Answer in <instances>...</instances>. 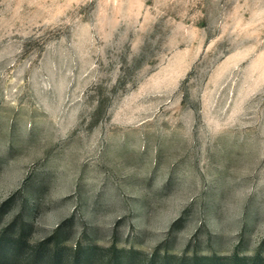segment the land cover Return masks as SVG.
Wrapping results in <instances>:
<instances>
[{"label":"rangeland","instance_id":"obj_1","mask_svg":"<svg viewBox=\"0 0 264 264\" xmlns=\"http://www.w3.org/2000/svg\"><path fill=\"white\" fill-rule=\"evenodd\" d=\"M56 247L264 264V0H0V264Z\"/></svg>","mask_w":264,"mask_h":264},{"label":"trees","instance_id":"obj_2","mask_svg":"<svg viewBox=\"0 0 264 264\" xmlns=\"http://www.w3.org/2000/svg\"><path fill=\"white\" fill-rule=\"evenodd\" d=\"M51 239V238H50ZM95 249L96 247H88V248H78L76 249V254L74 257V261L77 262L78 264H92L94 256H95ZM64 250L63 247H56L54 248V250L52 251V253L47 254L45 256V263L47 264H54V262L57 259V256L59 257L61 255V252ZM110 250V249H109ZM121 253H128V257L123 258V260H125V263L130 264L132 262V260L134 259L133 255H137L136 251H130V250H124V249H114V254L112 257V262L114 264H122V261L119 260L120 259V254ZM61 257V256H60ZM125 257V256H124ZM64 261L67 264H71V262H73V257H69V256H64ZM224 258L219 259V258H215L213 256H203L201 259L198 260V262L196 264H218V262L223 261ZM238 256L237 254H233L232 256H230L229 258H225L224 260H228L230 262L234 261V260H238ZM247 260L248 258H243V260ZM119 260V262H118ZM74 264V263H73Z\"/></svg>","mask_w":264,"mask_h":264}]
</instances>
